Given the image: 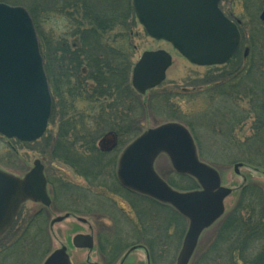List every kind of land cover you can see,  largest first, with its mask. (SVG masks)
Wrapping results in <instances>:
<instances>
[{
	"label": "rangeland",
	"instance_id": "obj_1",
	"mask_svg": "<svg viewBox=\"0 0 264 264\" xmlns=\"http://www.w3.org/2000/svg\"><path fill=\"white\" fill-rule=\"evenodd\" d=\"M62 1L0 0L11 6L25 7L29 10L36 3H39L44 10H48L54 3L61 5ZM219 8L228 19L232 20L234 17L235 20L239 19L243 23L241 27L244 32L243 42L239 51L226 66L199 67L193 65L170 43L149 37L138 21L134 24L131 36L135 55L132 59L133 67L130 77L132 79L134 67L145 52L165 51L171 55L172 66L166 73L165 81L157 89L148 92L145 96H140L146 113L138 119L142 123L139 134L142 135L147 129L171 122L186 126L195 139L202 162L215 168L221 176L222 186L233 191L225 201L224 216L203 233L189 264H251L252 262L254 264L260 261H257V258H251V261L230 259L227 248L238 244L234 239L236 236L227 235L224 244L217 250L213 246H215L223 223L238 208L242 189L247 185H252L264 195V23L260 20L264 11V0H223ZM48 20L49 16L46 15L42 16V20L39 19L41 27L50 33L52 27ZM247 50L249 53L246 59L244 56ZM217 83L219 84L216 85ZM58 131L59 119L54 112L45 136L35 143L21 144L0 136V169L23 178L32 171L34 163L40 161L49 171L51 182L56 180V173H58L61 175L57 176L58 179L62 177L85 186V181L78 177L71 167L58 160L59 150L51 144L57 138ZM255 134L260 136L254 141L256 144L254 149L257 152L250 153L253 152V147L243 141ZM234 136L239 138L241 143L238 145L229 143L230 138ZM133 141L126 143L125 146ZM125 146L114 156L110 155L109 159H105L106 162L111 161L113 157L117 161ZM246 154L252 155L259 165L257 168L246 161ZM91 158V154L82 156V160L87 162ZM238 164H242L243 167L239 169V175H236L234 169ZM155 169L158 175L171 183L177 191L186 192L199 189V186L191 189L193 183L176 174L170 160L164 155L156 161ZM53 192L55 191L52 189ZM67 196H62L63 209L72 207L86 210L87 203L78 204L76 200H71ZM112 199L119 201L130 218H134L137 224L129 219L133 221L136 228L133 229L131 223L121 218H117L116 226L108 218L94 222L96 232L103 233L101 237L108 236L109 231H112V235L110 238L105 236L100 249L96 247L95 252L90 254L86 250L81 251L71 246V241L77 234L88 232L87 226L71 219L54 227L52 236L55 235L56 241L54 239L51 245L48 243L47 251H49L46 258L59 249L60 244L66 243L70 247L69 252L73 264H87L86 258L90 255L91 262L104 264L102 256L107 258L114 253L118 255L116 264L121 262L125 254V261L122 264H146L145 252L141 249L136 251L130 247L141 241V238L145 236L144 227L149 226L151 230L149 234L153 235L154 242L153 249L151 245L148 247L152 255V264H177L188 231V221L176 215L169 206L159 203L148 205L149 203L144 201L140 205L136 204L139 208L136 215L129 210L128 203L121 196L112 195ZM129 200L130 198L127 197V201ZM41 207L27 203L22 209L32 210ZM53 209L54 207L51 206L52 213ZM57 213L51 216L52 220L58 215L64 216V213ZM79 217L88 221L94 220L93 217L89 218L83 214H79ZM104 224L111 227V230L106 231L108 230L106 229L104 232ZM236 239H239V236ZM103 247L107 249L102 250ZM209 254L210 256H207ZM10 263L11 260L8 257L4 264ZM14 263L17 264V259L12 261V264Z\"/></svg>",
	"mask_w": 264,
	"mask_h": 264
},
{
	"label": "water",
	"instance_id": "obj_2",
	"mask_svg": "<svg viewBox=\"0 0 264 264\" xmlns=\"http://www.w3.org/2000/svg\"><path fill=\"white\" fill-rule=\"evenodd\" d=\"M221 1L134 0V9L150 37L172 44L192 64L210 67L227 63L241 44L239 30L219 10ZM260 19L264 22V11ZM171 66L168 53L145 52L134 67L133 88L142 96L155 90ZM52 112L53 98L33 20L26 9L0 3V135L35 143L46 134ZM162 155L176 174L195 179L199 189L179 192L164 181L155 169ZM242 167L236 165L235 173L239 175ZM116 175L126 190L170 206L188 221L177 264L190 263L201 236L224 216L225 201L233 193L222 186L218 171L201 161L192 134L177 122L147 129L129 144L118 160ZM28 201L51 204L41 162L36 161L23 178L0 169V238ZM74 246L91 250L92 237L78 235ZM46 264H71L66 248L55 251Z\"/></svg>",
	"mask_w": 264,
	"mask_h": 264
},
{
	"label": "trees",
	"instance_id": "obj_3",
	"mask_svg": "<svg viewBox=\"0 0 264 264\" xmlns=\"http://www.w3.org/2000/svg\"><path fill=\"white\" fill-rule=\"evenodd\" d=\"M63 1L48 10L39 3L31 10L26 8L36 27L53 111L59 119L58 135L51 144L59 150L58 160L79 176L116 179V158L105 159L140 135L142 123L138 119L146 113L130 77L135 55L131 36L139 21L134 0ZM44 15L49 16L50 33L41 27L39 19ZM112 133L118 137V147L104 153L98 142ZM258 138L255 134L243 141L253 147L250 153L257 152L254 141ZM229 143L241 142L234 136ZM87 154L92 155L88 162L82 160ZM246 156L250 165L259 166L251 154ZM181 178L193 183L191 189L198 187L194 179ZM227 235L236 236L238 243L227 248L231 260L257 258L260 262L254 264H264V195L255 186L242 189L238 208L223 223L213 246L216 250Z\"/></svg>",
	"mask_w": 264,
	"mask_h": 264
},
{
	"label": "flooded vegetation",
	"instance_id": "obj_4",
	"mask_svg": "<svg viewBox=\"0 0 264 264\" xmlns=\"http://www.w3.org/2000/svg\"><path fill=\"white\" fill-rule=\"evenodd\" d=\"M231 20L236 26L238 27V30L242 34L243 37V31L241 30L242 27V21L239 19H236L232 17ZM235 21V22H234ZM249 50H247V54H245L244 58H248ZM217 83L216 85H218ZM221 86V84H220ZM222 87V86H221ZM110 135L104 137L106 138V141L101 144V150L104 153H112L115 149H117L118 145L113 147V143H111V140L108 139ZM54 150H56L54 148ZM118 162V160H117ZM44 166V164H43ZM117 168V163H116ZM44 172L45 176L47 178L48 182V191L49 196L51 199L50 206H46L42 203H37L34 201H28L24 203L21 208L19 209L12 226L8 230V232L0 238V264H4L5 260H11L14 261V259H17V264H46L47 259L57 250L66 248V252L70 258V262L72 263V257L70 256V247L68 244H60L59 249L52 252L48 258L47 256V248L48 243L52 244L53 240L56 237L53 235L54 227L57 224H62L68 220L73 219L76 223H79L83 226L88 227L87 233H81L78 235L83 236H90L92 237V244L93 248L91 250L88 249H79L74 246V238L71 241V246L75 247L76 249H79L81 251H88L90 254H93L95 252V248L99 247L101 243H104V238L107 235H104L101 237L102 232H96L94 222H100L101 219L108 218L110 221L112 220V223L115 224V226L118 223L117 218L125 219V221L131 223L132 228H136L133 225V221L137 224V222L134 220V218H130L128 213H126L125 208L121 205V203L115 199H112V195L121 196L126 203H128L129 210L136 215L138 214L139 208L136 206V204L140 205L141 202H147L148 205H153L156 202L148 197H144L135 193L127 194V190L124 189L120 183L118 182L117 178L113 179L111 177H98V178H92V177H82L79 176L83 181H85V186L77 183L73 180H66L61 177V179H58L57 176H61L60 174L56 173V180L54 182H51L49 179V171L46 170L44 166ZM57 185V186H56ZM51 188V189H50ZM52 189L55 191L52 193ZM51 190V193H50ZM125 191V192H124ZM65 195L69 197L71 200H76L78 204L80 203H87L86 204V210H78L75 208H68L63 209L62 203L63 199L62 196ZM127 197L130 198L129 201H127ZM62 199V200H61ZM27 203H33L35 205L42 206L39 209H32V210H23L22 207ZM147 205V206H148ZM53 206V213L50 211V207ZM60 214L64 213V216L58 215L56 219L52 220L51 216L54 214ZM62 212V213H61ZM79 214L87 215L89 218L93 217L94 220L88 221L87 219L80 218ZM67 217L62 222L55 223L54 221L58 218ZM115 217V218H114ZM132 220H130V219ZM96 220V221H95ZM139 221V219H138ZM104 232L111 230V227L107 226V224H104ZM139 227V226H138ZM145 233H143L145 236L141 238V241H138L137 243L133 244L130 248L141 249L145 252L146 255V264H152V255L150 251L148 250L149 245H151V248L153 249L154 242H153V235L150 236L151 230L149 226L144 227ZM110 234L107 237H111L112 231H109ZM150 233V234H149ZM56 234V233H55ZM149 234V235H148ZM57 236V234H56ZM119 239V238H118ZM50 244V245H51ZM107 248H104L102 250H105ZM101 253V252H100ZM102 254V253H101ZM103 255V254H102ZM126 255V254H125ZM125 255L122 258L121 262L119 264H122L123 261H125ZM104 260V264H116V260L118 255L110 256H102ZM44 260V261H43ZM92 257L91 255L86 258L87 264H95L91 262ZM15 264V263H14Z\"/></svg>",
	"mask_w": 264,
	"mask_h": 264
}]
</instances>
